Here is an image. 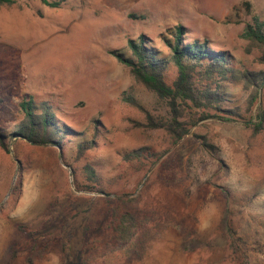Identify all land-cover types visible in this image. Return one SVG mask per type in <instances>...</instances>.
<instances>
[{
  "label": "rangeland",
  "instance_id": "obj_1",
  "mask_svg": "<svg viewBox=\"0 0 264 264\" xmlns=\"http://www.w3.org/2000/svg\"><path fill=\"white\" fill-rule=\"evenodd\" d=\"M49 1L61 4L0 6V133L16 129L19 103L34 100L78 134L63 153L22 139L0 147V264H264V123L253 127L264 88L252 102L247 84L223 82L241 119L183 108L189 131L177 141L146 117L168 121L166 103L113 55L128 56V41L144 36L166 57L160 37L183 26L185 44L206 41L235 70L264 72L260 49L243 37L254 19L264 22V0H240L225 15L217 8L234 0ZM96 123L94 150L77 160L75 141ZM138 150L147 158L125 161ZM114 209L139 221L123 249L111 237Z\"/></svg>",
  "mask_w": 264,
  "mask_h": 264
},
{
  "label": "trees",
  "instance_id": "obj_2",
  "mask_svg": "<svg viewBox=\"0 0 264 264\" xmlns=\"http://www.w3.org/2000/svg\"><path fill=\"white\" fill-rule=\"evenodd\" d=\"M21 1L24 0H0V6H12ZM41 2L48 8H58L61 4L59 1L41 0ZM185 34V27L176 26L160 37L168 48L166 57L149 46L150 41L144 36L139 37L138 40L128 41V56L122 52L113 53L119 63L130 69L136 82L166 103L170 112L168 121L155 122L148 114L146 117L151 127L166 130L177 141L189 131L185 124L179 121L183 117V108L200 112L202 119L216 118L224 122H235L241 119L240 113L227 107L230 101L221 91L223 82L230 83L237 79L247 84L254 90L252 102L257 100L259 92L264 88V72L247 69L237 71L229 65L225 54L211 50L206 41L185 44ZM243 37L260 49L261 56L258 61L264 64V22L254 19L253 25L246 26ZM170 66L175 69V78L169 83L167 71ZM131 103L140 107L134 101ZM18 106L22 119L16 125V129L6 134L0 133V147L5 152H9L7 139H15V141L22 139L34 145L56 147L63 153L65 142L75 137L72 135L78 134L56 119L53 108L48 103L27 100L22 101ZM259 120L258 125H253L256 132L262 129L264 123L262 114L259 115ZM246 124L250 126L249 123ZM98 137L99 127L96 123L89 139L74 140L77 147V160L94 150L95 140ZM203 144L212 148L207 143ZM145 158L147 155L141 150L132 151L124 156L125 161L130 162H138ZM84 169L90 181L97 183L101 191V179L96 170L91 165L85 166ZM111 216V237L117 247L123 249L133 239L138 230L139 221L131 212L118 209H114ZM226 232L231 238L234 230L230 220L227 221ZM29 264H31L30 260Z\"/></svg>",
  "mask_w": 264,
  "mask_h": 264
},
{
  "label": "crops",
  "instance_id": "obj_3",
  "mask_svg": "<svg viewBox=\"0 0 264 264\" xmlns=\"http://www.w3.org/2000/svg\"><path fill=\"white\" fill-rule=\"evenodd\" d=\"M240 0H234L232 4L227 5L225 8H220L224 7V5L221 3L217 9L219 14H227L229 12V9L232 8L234 5L238 4ZM184 8H187L186 6Z\"/></svg>",
  "mask_w": 264,
  "mask_h": 264
}]
</instances>
